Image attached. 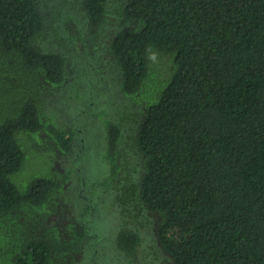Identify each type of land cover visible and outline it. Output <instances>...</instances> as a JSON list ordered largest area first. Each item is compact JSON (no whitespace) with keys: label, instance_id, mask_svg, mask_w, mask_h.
<instances>
[{"label":"trees","instance_id":"16d2710c","mask_svg":"<svg viewBox=\"0 0 264 264\" xmlns=\"http://www.w3.org/2000/svg\"><path fill=\"white\" fill-rule=\"evenodd\" d=\"M110 1L84 0L79 35L85 27L99 35ZM114 2L117 87L138 94L158 53L173 62L157 102L133 115L135 133L127 137L122 122L107 127L112 173L127 138L143 159L139 182L125 174L115 186L116 202L136 211L133 223L155 227L164 264H264V0ZM47 28L40 0H0V264H84L92 239L86 224L61 230L52 209L34 211L27 236L14 224L21 209L60 199L55 178L27 192L13 181L26 160L16 135L44 130L48 98L67 80V57L49 48ZM49 128L71 151L76 132ZM115 234L119 252L139 255V228Z\"/></svg>","mask_w":264,"mask_h":264},{"label":"rangeland","instance_id":"374dc122","mask_svg":"<svg viewBox=\"0 0 264 264\" xmlns=\"http://www.w3.org/2000/svg\"><path fill=\"white\" fill-rule=\"evenodd\" d=\"M83 2L40 0L47 17L48 46L65 54L68 75L62 90L48 98L42 114L44 130L37 133L23 131L16 135L25 150L26 160L23 169L13 176V181L23 192L29 191L40 177L55 178L62 185L58 192L60 199L54 197L50 206L21 209L14 213V224L19 233L24 232L27 236L35 220L34 211L43 213L52 209L61 230L72 229L77 224L88 227L86 236L92 239L86 246L84 242V264H164V257L158 258L161 249L156 242L155 227L146 222L140 226L133 223L132 214L136 211L124 210L116 202L115 186L123 182L125 174L129 176L127 180L130 179L128 184L140 180L143 159L133 149L134 141L127 137L135 133L134 116L159 99L156 92L163 89L159 79L170 77L172 57L158 53L149 82L144 83L138 94H125L117 87L118 72L114 68L117 59L108 57V40L119 26L115 2L110 1L107 22L98 30L96 37L89 32V27L84 28L83 36L79 35L78 31L88 23L84 17ZM111 121L124 123L127 136L114 173L111 171L112 162L108 159L107 127ZM50 126L70 128L76 132L71 151L61 148ZM125 164L128 170L135 169L125 173ZM143 219L144 214L140 217V220ZM122 226L139 228L142 233L141 251L134 258H126V254L116 249L115 233ZM23 239L19 236V243Z\"/></svg>","mask_w":264,"mask_h":264}]
</instances>
